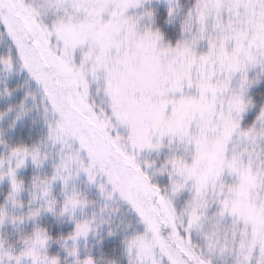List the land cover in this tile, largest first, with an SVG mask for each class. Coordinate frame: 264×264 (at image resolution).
Instances as JSON below:
<instances>
[{
  "label": "rangeland",
  "instance_id": "374dc122",
  "mask_svg": "<svg viewBox=\"0 0 264 264\" xmlns=\"http://www.w3.org/2000/svg\"><path fill=\"white\" fill-rule=\"evenodd\" d=\"M176 1L0 0V17L51 104L55 183L67 195L81 181L134 213V264H264V109L244 124L247 77L264 72V0H197L174 47L133 21ZM41 162L0 156V184L17 188ZM77 198L66 197L68 213L87 209ZM90 235L80 224L71 240ZM30 242L16 256L0 244V264H56L45 238Z\"/></svg>",
  "mask_w": 264,
  "mask_h": 264
},
{
  "label": "trees",
  "instance_id": "16d2710c",
  "mask_svg": "<svg viewBox=\"0 0 264 264\" xmlns=\"http://www.w3.org/2000/svg\"><path fill=\"white\" fill-rule=\"evenodd\" d=\"M196 6L197 0H177L171 7L151 4L132 17L139 29L151 31L174 47L183 42ZM14 42L0 17V156L25 150L43 162L27 165L18 173L17 188L9 183L0 184L1 248L12 256L24 254L33 237L40 235L47 240L43 252L56 264H134L130 245L142 234L134 213L116 201H100L102 198L87 192L81 181L75 190L69 186L67 195L55 183L61 156L58 151L52 153L49 144L56 129L51 104L36 78L21 69L18 45ZM248 81L250 113L244 122L246 126L254 124L264 109V72L249 75ZM177 157L188 159L190 155L185 151V155L178 153ZM147 176L157 193L165 191L162 180L155 182L150 174ZM72 192L87 209L70 214L63 208ZM182 208L179 202L177 211ZM80 224L89 225L91 235L73 242Z\"/></svg>",
  "mask_w": 264,
  "mask_h": 264
}]
</instances>
